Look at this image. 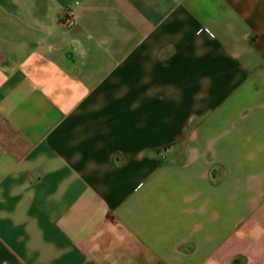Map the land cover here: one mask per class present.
Instances as JSON below:
<instances>
[{
	"label": "crops",
	"instance_id": "crops-1",
	"mask_svg": "<svg viewBox=\"0 0 264 264\" xmlns=\"http://www.w3.org/2000/svg\"><path fill=\"white\" fill-rule=\"evenodd\" d=\"M0 264H264V0H0Z\"/></svg>",
	"mask_w": 264,
	"mask_h": 264
},
{
	"label": "built area",
	"instance_id": "built-area-1",
	"mask_svg": "<svg viewBox=\"0 0 264 264\" xmlns=\"http://www.w3.org/2000/svg\"><path fill=\"white\" fill-rule=\"evenodd\" d=\"M63 24L69 26L74 21V12L72 10L67 11L61 18Z\"/></svg>",
	"mask_w": 264,
	"mask_h": 264
}]
</instances>
